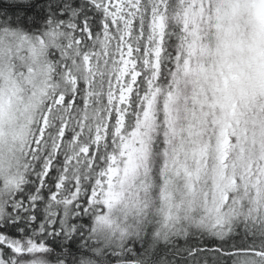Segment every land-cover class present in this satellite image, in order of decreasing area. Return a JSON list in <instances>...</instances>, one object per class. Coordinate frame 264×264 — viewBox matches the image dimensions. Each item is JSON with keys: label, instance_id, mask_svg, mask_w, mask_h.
<instances>
[{"label": "snow or ice", "instance_id": "1", "mask_svg": "<svg viewBox=\"0 0 264 264\" xmlns=\"http://www.w3.org/2000/svg\"><path fill=\"white\" fill-rule=\"evenodd\" d=\"M0 264H264V0H0Z\"/></svg>", "mask_w": 264, "mask_h": 264}]
</instances>
